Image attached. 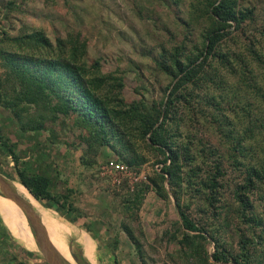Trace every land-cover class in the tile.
<instances>
[{"label":"rangeland","instance_id":"obj_1","mask_svg":"<svg viewBox=\"0 0 264 264\" xmlns=\"http://www.w3.org/2000/svg\"><path fill=\"white\" fill-rule=\"evenodd\" d=\"M199 1L0 0V38L5 39L3 45L8 48L14 44V37L41 31L51 41L52 53H59L61 45L66 54L77 43L78 49H84L80 60L89 68V75L111 77L102 92L113 104L119 103V99L159 103L167 98L168 85L172 86L176 81L158 65L162 59L159 55L169 52L184 38L187 52L195 46L201 47L200 33L204 22L198 18L203 14ZM237 1L239 9L242 12L250 10L252 17L243 23L230 41L223 42L222 51L232 48L247 55L246 47H251L248 44L252 43L255 49L264 52V0ZM195 17L198 22L192 24ZM184 20L192 25L186 27ZM95 62H99L98 71L93 67ZM211 63L213 67L216 64L215 60ZM241 63L245 64V60ZM254 72L260 73L256 69ZM7 73L8 68L0 61V74H4V101L13 92L5 80ZM208 74L210 78L197 80V87L192 83L186 86V99L175 106L179 119L168 130L177 144H188L190 147L194 157L192 167H200L193 182L197 183L208 172L213 173L212 162L221 161L224 171L221 203H226L229 211L224 208L215 217L212 208L209 209L202 200V194L196 192V186L187 187L184 182L180 189L181 201L189 206V213L196 223L207 227L227 248L237 250L241 233L258 240L260 231L263 232V244L258 247H262L264 183L248 196L254 205L253 215L262 220L261 226L253 230L254 234L228 205L236 207L233 191L243 177V169L234 164L231 137L244 138L242 140L246 143L250 141L245 136L251 128L254 130V142L264 141V99L238 83L241 71L237 75L231 74L219 66L212 68ZM242 74L258 84L257 75L249 73L248 68ZM112 78L121 81L122 87H111L110 83L115 82ZM259 81L264 85L261 78ZM18 108L24 128L18 117L5 104H0V134L4 142L13 148L17 158L16 165L10 153L0 146V175L32 207L41 222L50 225L53 240L67 245L72 243L73 251H78V245L82 246L83 253L96 264H200L195 257L187 259V248L180 249L183 228L173 197L169 193L167 198H162L151 183V177L164 165L162 154L147 148L131 131V143L135 145L134 150L144 157L143 163L129 165L118 160L110 148L102 147L95 155H89L94 162L83 165L80 156L86 147L79 137L82 129L72 125L73 118H65L63 123V115L56 114L57 118L51 121L52 112L44 105L21 103ZM211 114L216 115L218 121ZM41 119L43 128L30 129L35 121ZM110 159L120 162L123 169L110 171L106 167ZM249 160V157L244 158L243 164ZM189 167L184 168V174ZM17 169L27 175L38 173L48 176L51 180L50 193L57 198L68 195V203L78 211L66 214L54 201L35 198L18 179ZM144 185L149 188L143 193L139 207L141 228L137 223H131L142 247L143 252L139 254L122 231L121 223L126 216L124 201ZM164 186L169 191L166 180ZM60 225L81 242L71 238ZM87 231L103 235L98 242L102 250H96L95 241ZM203 245L208 254L214 250L210 238L203 241ZM59 256L69 264H76ZM19 263L49 264L29 225L0 201V264ZM208 263L233 264L231 261L215 263L211 258Z\"/></svg>","mask_w":264,"mask_h":264},{"label":"trees","instance_id":"obj_2","mask_svg":"<svg viewBox=\"0 0 264 264\" xmlns=\"http://www.w3.org/2000/svg\"><path fill=\"white\" fill-rule=\"evenodd\" d=\"M199 3L203 14L198 18L204 22L200 33L201 47L195 46L193 50L187 52L188 47L184 38L169 52H162L159 55L162 59L158 61V65L176 79L172 86L168 85L170 90L165 100L147 104L143 100L127 102L119 99V103L113 104L102 92L111 77L89 75V68L80 60L84 49H78L77 43H74L67 54L61 45L59 53H52L50 49L53 45L49 38L41 31H33L11 38L14 41L11 45L14 49L11 46L4 47L5 39L0 38V61L8 68V76L5 80L13 88V92L4 101V74H0V104L3 106L5 104L18 117L23 128L25 123L18 108L21 103L48 106L49 111L52 112L51 121L57 118L56 114L63 115V123L65 118H73L72 125L82 129V135L80 134L79 137L86 147L80 156L83 165L94 162L89 155H95L102 147L110 148L118 160L129 165L143 163L144 157L134 150L135 145L131 143L130 133L133 131L147 148L158 151L164 157L162 160L164 165L160 172H155L151 177V183L159 196L167 198L170 193L174 199L179 223L183 228L182 238L179 240L180 249H188L187 259L195 257L200 264H209V258L215 263L231 261L233 264H264V245L258 247L259 244H263L262 231L258 240L254 236L248 238L241 233L237 250L229 249L207 227L201 225L199 221V224L196 223L197 221L189 213V206H185L180 197V189L184 182L187 187L196 186V192L202 194V200L209 209L212 208L215 217L226 208V203H221L223 195L220 188L224 175L221 161H213L214 172H208L205 177L197 180V183L193 182L198 176L200 167H192L194 157L188 144H177L169 134V126L179 119L176 116L175 106L186 99L187 94L184 93L186 86L190 83L196 86L197 80L210 78L208 72L212 68L221 66L231 74L237 75L241 71L238 83L244 84L247 91H254L256 96L264 99V85L259 81L261 78L264 83V52L255 49L252 43L248 44L251 47H246L247 55L229 47L225 52L221 49L223 42L230 41L243 23L251 19V11L242 12L237 0H200ZM198 18L195 17L196 20L192 24H197ZM186 21L184 20L186 27L192 25ZM213 60L216 62L214 67L211 63ZM243 60L245 64L241 63ZM93 67L98 71L99 62H95ZM207 67L211 69L208 71ZM237 67L244 70H238ZM247 68L249 73L257 75L259 85L254 78L252 82V78L243 76L242 71H247ZM255 69L260 73H255ZM112 79L115 82L110 83L111 87L114 86V89L115 86L122 87L121 81ZM211 115L215 121H218L216 115ZM43 126L41 119L35 121L30 129H40ZM248 132L244 134L248 133L245 137L250 138L246 143L243 141L244 138L231 137L233 143L231 154L234 164L243 169V177L242 182L236 183L233 191L237 205L236 207L228 205V208L234 210L236 217L246 223L254 234L253 230L261 226L262 220L253 215L254 205L248 196L264 183V141L254 142V130L248 128ZM227 136L231 135L227 133ZM0 146L10 153L17 165L13 148L4 142L1 134ZM247 157L250 160L243 164L242 160ZM167 159L168 163H166ZM187 166L190 167L184 174V168ZM16 171L20 182L35 198L40 201H54L66 214L78 211L68 203V195L64 194L57 198L50 193L51 180L48 176L38 173L27 175L20 169ZM165 180L169 185V191L164 186ZM148 188V185L138 188L132 197L124 201L123 207L126 216L121 223L122 231L139 254L143 252L142 247L131 223L135 222L138 228H141L138 212L143 193ZM226 210L229 211L227 208ZM65 217L71 219L68 215ZM207 238H210L214 244V250L209 254L203 245V241ZM77 257L81 264H90L81 254ZM140 257L143 260V256Z\"/></svg>","mask_w":264,"mask_h":264},{"label":"water","instance_id":"obj_3","mask_svg":"<svg viewBox=\"0 0 264 264\" xmlns=\"http://www.w3.org/2000/svg\"><path fill=\"white\" fill-rule=\"evenodd\" d=\"M0 194L3 197H6L12 200L24 213L27 223L30 227L34 240L38 247L40 248L45 260L49 264H69L65 260H63L53 244L50 242L46 228L41 222L39 216L34 212L32 207L22 198L20 197L9 185L8 181L0 175ZM69 252L70 256L74 260L76 264H81L77 255H83V253L78 249V251L72 250V243L69 242ZM77 254V255H75Z\"/></svg>","mask_w":264,"mask_h":264},{"label":"bare ground","instance_id":"obj_4","mask_svg":"<svg viewBox=\"0 0 264 264\" xmlns=\"http://www.w3.org/2000/svg\"><path fill=\"white\" fill-rule=\"evenodd\" d=\"M0 201L3 203V205L12 213L16 214L17 216L21 217L23 219V221L28 225L26 217L23 213V211L10 199L3 197L0 194ZM42 224L44 225V227L46 228L47 231V235L48 238L50 240V242L53 244L54 248L56 249V251L58 252L59 255L63 256L64 258H66L67 260H69L70 262H74V260L72 259V257L70 256V252H69V245L64 244V243H60L56 240H53L51 236H54V233L52 232V229L50 227V225L42 222ZM57 225V224H56ZM61 229L67 233L69 236H71V238L75 239L76 241H80V239L73 234L71 231H69L68 229H66L64 226L60 225ZM84 257L86 258V260L90 263V264H96L93 260L89 259L85 254Z\"/></svg>","mask_w":264,"mask_h":264},{"label":"built area","instance_id":"obj_5","mask_svg":"<svg viewBox=\"0 0 264 264\" xmlns=\"http://www.w3.org/2000/svg\"><path fill=\"white\" fill-rule=\"evenodd\" d=\"M168 162L169 161L167 159L166 163ZM106 167H108L110 171H113V172L120 171L123 169V165L120 162L113 160V159H110L108 162H106Z\"/></svg>","mask_w":264,"mask_h":264},{"label":"crops","instance_id":"obj_6","mask_svg":"<svg viewBox=\"0 0 264 264\" xmlns=\"http://www.w3.org/2000/svg\"><path fill=\"white\" fill-rule=\"evenodd\" d=\"M93 224H95V223H93ZM90 229H91V227L90 226H88ZM81 228H83V227H81ZM84 229V228H83ZM85 230H86V228H85ZM88 232V231H87ZM91 236H92V238L94 239V241H95V247H96V250H102L101 248H99L98 247V242L100 243V240H102V234H99V233H95V235L94 234H91L90 232H88ZM79 246V249H80V251L83 253V248H82V246H80V245H78ZM83 255H84V253H83ZM86 259V258H85ZM100 258H98V260H99Z\"/></svg>","mask_w":264,"mask_h":264}]
</instances>
